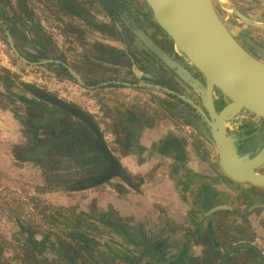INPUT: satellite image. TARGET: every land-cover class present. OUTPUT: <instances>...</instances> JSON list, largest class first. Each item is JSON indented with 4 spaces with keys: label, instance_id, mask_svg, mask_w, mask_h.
Returning <instances> with one entry per match:
<instances>
[{
    "label": "flooded vegetation",
    "instance_id": "af4514ba",
    "mask_svg": "<svg viewBox=\"0 0 264 264\" xmlns=\"http://www.w3.org/2000/svg\"><path fill=\"white\" fill-rule=\"evenodd\" d=\"M30 3L31 0H0V40L4 42V47L6 46L5 48H7L13 59H15V61H17L19 64L25 65L29 68L33 66H46L54 67L55 69H61L63 71H66L69 78L78 85L77 81L73 79L72 75L65 67V65L71 68L77 75L79 74L75 67L70 66L66 62L67 60H65L64 58L65 56L63 48L60 46L63 41L64 43L67 42L66 38L63 35V31L65 28L63 24H61V21L64 19H70L73 25L78 24V32H80L81 34L87 33L84 29H91L90 31L94 30L96 34L102 37V39L93 42V44L96 45L93 46V48L95 50L107 53L108 58L100 59V57L90 58L86 56L85 59L87 61L89 60L88 62L106 65L108 68H115L119 70L117 71V75L115 76L117 78L121 77L122 75H132L134 77L133 82L127 80L120 81L108 79L102 80L99 83L88 84V82H86V80L79 75L82 78L83 82L86 84V86L81 87L90 88L92 90L97 89L98 91L101 89L106 90L109 88H135L141 91H150L153 94L157 95L163 94L167 99L171 101H177L187 108L188 114L180 115V117L178 114H175L176 118L183 119L188 124V126L191 127L193 126L190 122H188L189 120L199 121L201 127H205L208 130L206 123L201 118V116L197 114V111L193 107H191L190 105H185L174 95L166 94L155 89V86L165 87L174 91L175 93L186 96L187 98L193 100L198 106L203 108L201 98L197 94H195L191 88L184 84L180 80V78L170 68H168V66L160 61L156 56L148 52L142 42L132 32V29L126 25V21L130 22L131 27L133 26V23H135L139 29L144 30L146 34L149 35L151 39L160 48H162L174 61L180 63L183 67L189 70L193 74V76L201 79V75L186 58L176 55V53L167 42L163 32L157 28L150 10L147 7L143 6L141 0H56V3L54 5H56L60 9L59 12L61 14V21L60 23H57L58 25L56 26V29H58V31L57 35L52 34L54 36H51V34L48 33V30H51L48 23V17L46 16V11L49 9L48 5L44 1L42 2V14L44 15L43 18H40L36 15V17L34 16V10L32 8L33 6ZM97 3H99V6L103 11V17L100 18L98 16H94L93 12H88L86 10V6L87 8L91 9V7H95ZM247 17L250 18L249 16ZM237 18L241 20L239 17ZM56 29L53 28L52 30ZM114 30L119 37V41L123 46L122 48L113 46L111 44L112 42L108 40L111 39V34ZM87 34L90 36L89 33ZM128 34L135 39V45H132L130 43ZM9 37L11 38L13 46L18 55L16 52H14L9 42ZM237 40L248 52H251V47L246 42V38H244V41H240L239 39ZM89 42L90 43L88 44V47H91V40H89ZM124 46L127 48V50L141 59L145 67L139 66L137 68L135 65H128V62H125L127 65H123V63L120 66L117 64V62H115L116 64L111 63L113 57L118 62L121 59H132L127 51L124 50ZM48 47H55V49H57L56 57L51 56L48 53ZM139 47H142L144 49V52L141 51ZM22 58L26 62H24ZM9 61L14 63L12 59ZM3 67L4 71L0 72V80H2L1 82L6 85L8 84V82L6 83V81H3V78L9 77L10 87L7 89L5 87V89L3 90L0 88V93L4 96H8V98H10V100L12 99L11 101H13V104L9 107V109L11 110L8 113L9 121H7L12 125V129H10L12 133L8 134V137L0 136V141L12 142L13 146L10 147L12 150L9 151L4 149L2 153H9V155H12L17 163L33 164L42 175L44 184L41 185L40 190L45 192L44 195H55V197H58L57 194L59 192L84 193L87 191H94L107 185V183L112 182L113 179H119L120 181H122L123 185L131 191H134L136 193L137 191H140V189L142 188L143 179H140L136 174H132L128 167L123 165L122 159L119 153H117V150H123L124 152H127L131 149L133 151V147L137 146V148L139 147L137 151H139L140 155H143V148L138 145L137 140L139 141L140 137H142L141 130L144 131L145 129L153 131L156 128L158 121H160V119H157L155 117L156 113L159 112V106H156L153 103L151 108H149L150 113L153 116L149 124H144L140 122L139 119L138 122H129L128 118L126 119L128 114L127 109L132 108L128 107L123 110L125 114H122V120L117 119L116 116L108 115L104 117L103 121H99V119L95 117V115H93V112L91 110L83 108L79 101H72L62 93L63 91L61 90V88L63 87L62 85L64 83L58 81L59 79H56L57 81L55 82V86H53V83H49L46 77V81L42 84H36L24 79L20 80V84H18L15 81L16 75L14 74V72H12L15 70H12L8 66ZM56 72L58 73V70H56ZM44 74L49 75L50 73L47 72ZM44 74L41 75L44 76ZM1 75H3V77ZM141 78H143L145 82H141ZM62 82H64V79H62ZM126 84H129L130 86H127ZM25 85L37 87L51 97L63 102H67L81 109L95 122L97 128L101 133V138L98 136L95 130L84 123L81 119L73 116L71 113L67 112L56 104L36 97L25 87ZM148 85H152L153 87H149ZM18 86L21 88V90L24 91L23 93L21 91H18ZM181 86L184 87L185 91L181 89ZM111 98L119 100L115 96H111ZM78 99L86 100L83 95H81ZM157 99L160 100V98ZM220 101H222V98H220ZM93 103H95V101H93ZM164 104L163 106L165 108L168 107L171 111L175 110L170 102H164ZM124 105H127V103L124 102ZM3 108L5 109V107ZM173 112L177 111L175 110ZM95 114H97V112ZM99 122H118L120 129L117 131H112L111 128L108 131V129L103 128ZM4 123L6 122L0 121V124ZM246 123L247 122H234V129H231V126H229V128L233 132H238L237 138L240 143L241 153L252 152V150L243 152L244 150H246V148H249L248 145L250 143V134H246V129H249L250 125ZM171 125L174 126V129L171 132H177L178 134L181 133L180 131H178L180 130L179 128H177L178 126H176L178 125V122H176V125ZM71 127L74 130L80 127L81 130L77 133V135H75ZM194 129V132L196 133L195 135H187L189 141L190 139L192 140L193 146L200 150L208 151V145H210L214 149L213 151L216 152L218 156V152L215 149L214 145L205 136L200 134V132L196 128ZM104 148L106 149V151L108 150L110 152L112 157L128 174L132 185H128L119 177L112 178L103 183V180L112 172V164L110 163L108 158H106ZM132 151L130 153H134ZM175 151L172 150V152H169V154L174 155V153H176L177 155L178 153ZM140 160L144 161V159H136V165L138 164V162L140 163ZM66 161L72 162L73 173L70 171H63L61 169ZM66 173H70V175L73 174L76 176H73L69 179L68 186H60L65 179L64 177ZM58 179H61L62 181L60 184L57 181ZM52 180H54L55 183ZM244 185H248L250 186V188H252V185ZM55 199L57 200L59 198ZM58 204H60V202H58ZM223 207H225V205L218 206V208H220L217 209L218 213L216 211L214 213L217 214L215 215V219L213 221L214 233L212 235H210L207 231V233L195 232V234L193 235H190L186 232L182 237L174 240L172 237L173 235H176V232H173L171 230L170 232H168V229H170V219L168 220V218H166L167 216H162L157 220V226L155 228L156 237L153 238L151 242H144L145 244L143 248V254L137 257L135 256L136 261L134 262V264H144L142 262L144 259L143 257L149 255L150 253L152 254V251L154 256L153 261L155 262V264H196L194 262H198L199 264H222L226 253L230 249L244 244L249 245L250 247H240L235 249L230 254L228 259H230V257L235 253L240 254L242 251H245L247 253L253 254L258 259V261L253 264L261 263L262 260L256 254V250H258L260 253L261 251L257 246H254L252 242L246 241L247 231H243V228L241 227V225L243 224L248 225L249 227V217L252 215V206L250 207V211H248V213L244 216L236 211V206H234L232 212L226 211ZM103 212L104 211L100 212V221L106 224L109 229L116 233H118L119 231H126V224L119 222L118 218H115V222L114 220L110 221L109 217L111 212L112 214L114 213L116 215L112 208H109L104 213ZM232 215L234 217H237L238 222L234 224H237V227H235L236 229L226 223L228 217ZM20 227L22 228V230L24 229L23 225ZM24 230L26 231H23V233L27 235L24 236L25 238L23 239V241L26 244L31 243L30 240L32 236L34 235L35 237L36 235L33 232H29L27 229ZM186 231L189 232L188 229H186ZM169 233H172L171 237H169ZM21 234L22 233L14 236L16 242H20L21 238H23L21 237ZM44 239L45 237L42 236L41 241H43ZM196 239L199 242L198 245L196 244V246L201 247L202 249L201 255L196 258L191 257L189 259V254H187V251L189 247L193 248L192 244H194L193 241ZM169 243L174 244V246L178 245L179 243L182 246L184 252L186 251V256L184 255L182 258L180 256L183 254L178 255L177 253L173 254L174 256L170 255L168 251L170 250V245L172 244ZM43 245L44 244L42 243V246ZM177 258L179 259L177 260ZM53 259L55 258L53 257Z\"/></svg>",
    "mask_w": 264,
    "mask_h": 264
},
{
    "label": "rangeland",
    "instance_id": "374dc122",
    "mask_svg": "<svg viewBox=\"0 0 264 264\" xmlns=\"http://www.w3.org/2000/svg\"><path fill=\"white\" fill-rule=\"evenodd\" d=\"M43 1L49 7V9L46 11V16L48 17V23L51 30H48V33H50L51 36L57 35L58 29H56V26L58 25L57 23H60L61 21V14L59 12L60 9L54 5L56 0H31L30 4L33 6V14L34 16L36 15L40 18H43L44 14H42L43 9L41 6ZM141 2L144 7H147L144 0H141ZM227 3L242 14L249 16L254 22L264 23V0H227ZM214 4L220 14V17L237 39L244 41V38H250L264 46V29L255 28L245 24V22L239 20L234 13L225 10L223 6H221L219 0H214ZM86 10L88 12H93L94 16L96 17H103V11L101 10L99 3H97L95 7L92 6L91 9L87 8L86 6ZM61 24H63L65 28L63 35L67 41L65 43L63 41V43L60 45L63 48L65 56L64 58L67 60L66 62L70 66L76 68L78 74L83 79H85L88 84H95L101 82L102 80L108 79L120 81L127 80L133 82L134 77L132 75V77L122 75L121 77L117 78L115 76L119 70L115 68H108L106 65L94 64L92 62H88L89 60L87 61L85 59L86 56L90 58L100 57V59L108 58L107 53L95 50L93 48V46H96L93 44V42L102 39V37L96 34L94 30L90 31L91 29H84L86 30L85 32L90 34L89 36L85 32V34L78 32V24L73 25L70 19L62 20ZM53 28L56 30H52ZM128 39L132 45L136 44L135 39L129 34ZM89 40H91V47H88V44L90 43ZM108 40L112 42L111 44L117 48L123 47L115 30L111 34V39ZM4 45V42L0 40V72L4 71L3 66H8L12 70H15L12 72H14L16 75H14L16 77L15 81L18 84H20V80L23 79L36 84H42L47 78V81L49 83H53V86H55V82L57 81L56 79H59L58 81L64 83L62 85L63 87L61 88L63 91L62 93L72 101H79L83 108L91 110L92 112H97V114L93 113V115H95L99 121H103L104 117L108 115L116 116L117 119L122 120V114H125L123 110L128 107L133 109V114H136L137 117L139 116L138 119L140 122L149 124L153 118L149 108H151L152 104L154 103L156 106H159V112L156 113L155 116L157 119L169 120L171 121L170 124L174 125H176V122H178V125H176L178 126L177 128L180 129L178 131L183 133L182 129L188 128L189 132L187 133L192 135L196 134L193 127L188 126V124L183 119L176 118L175 116V114H178L179 117L180 115L188 114L187 108L177 101H171L167 99L163 94L157 95L150 91H141L135 88H109L106 90L101 89L99 91L97 89L92 90L90 88H83L71 80L67 72L61 69H55L54 67L46 66H33L29 68L25 65L19 64L17 61H15V59H13ZM124 48V50L127 51L132 59H121L118 62L113 57L111 63L116 64L115 62H117V64L120 66L123 63V65H127L125 62H128V65H135L137 68L139 66L145 67L141 59L127 50L125 46ZM139 48L144 52L142 47ZM47 50L51 56H57V49H55V47H48ZM11 59L14 63L9 61ZM56 70H58V73ZM47 72L50 74L45 75L44 73ZM41 74H44V76ZM1 76L3 77V75ZM3 79V81H6V83L8 82V84L5 85L3 82H1L2 80H0V88L2 90L5 89V87L6 89L10 87L9 77H4ZM62 79H64V82H62ZM141 82H145L143 78H141ZM19 86L17 87L18 91L23 93L24 91L21 90ZM181 89L185 91L184 87L182 86ZM81 95H83L86 100H79L78 98ZM111 96H115L119 100L113 99ZM157 98H160V100ZM11 100L8 98V96H4L0 93V121L7 123L0 124V136L8 137V134L12 133L10 130L12 129V125L10 122H7L9 121V107L13 104V101ZM93 101H95V103H93ZM124 102L127 103V105H124ZM164 102H170L177 112H173L175 110L171 111L168 107L165 108L163 106ZM3 107H5V109ZM236 122H247L246 124L250 125L249 129H246V134H250V143L248 145L249 148H246V150L243 152L253 150L264 142V120L250 114L249 112H243L237 118ZM99 123L103 128L108 129V131L111 128L112 131H117L120 129L118 122ZM72 130L74 134L77 135L81 128L78 127L75 130L72 128ZM11 146H13L12 142L0 141V264H59L56 259L50 261H47L48 259H42L43 256L40 254L41 252L38 251V249L31 250L30 245L23 241L25 238L24 236L27 235L23 233V231H26L24 229H27L29 232H33L39 238L42 236H48L49 238L53 239L55 242L50 245L48 243V238H45L41 242L44 244L42 247L45 250H50L54 256L57 255L56 251H59L60 246H68L76 254V258H79L83 264H101L100 261H104V263L107 264H111L112 261V264H121L119 259L108 255H99L98 251H96L97 249L95 250V248L104 246L105 244L119 246V242L116 239L117 233L113 232L106 224L100 221V211L96 210V208L89 204V195L94 191H87L84 193L59 192L57 194L58 197H55V195H44L45 192L40 190L41 185L44 184V181L38 169L35 168L33 164L17 163L12 155H9V153H2L4 149L9 151L12 150L10 148ZM208 148L211 151L214 150L210 145H208ZM72 167V162L66 161L61 169L63 171H70L73 173ZM261 172L264 173V168L261 169ZM73 176L76 175H70V173H66L64 177L65 179L60 186H68V181ZM52 181L55 183L56 179L55 181ZM57 181L59 184L62 182L61 179H58ZM103 188L113 190L119 196H125V187L122 181L119 179H113L112 182L107 183V185L103 186ZM252 188V197L264 199L263 189H254V187ZM101 189L102 188H98L97 191H100ZM55 198L59 199L56 200ZM58 202H60V204H58ZM254 205H256V201H253L252 204L247 202V200L245 201L244 199L241 202H234V206L237 208L236 211L242 216L246 215L250 207H253ZM256 210L258 209H253L252 212ZM95 217L99 219L98 224L93 222ZM115 218H117L116 215L114 213L112 214L111 212L109 217L110 221H113ZM236 222H238L237 217L232 215L228 217L226 223L229 224V226H233L235 228L237 227V224L234 225ZM249 223V227L245 224L241 225V227L243 228V231H247L246 241L252 242V224L251 222ZM22 225L24 227L23 230L20 227ZM20 233H22L21 237L23 238H21L20 242H16L14 236L19 235ZM187 233L190 235L195 234L191 229L189 232L187 231ZM81 237L83 238L82 240L86 242V244L87 241H90L91 245L87 244V247H85ZM193 243L194 244L192 245L196 246V244L198 245L199 242L196 239L193 241ZM31 251L33 253L38 251L37 257L39 259H36L35 261L37 263L34 262ZM27 255L31 256L32 259L29 260ZM54 256L51 257L53 258ZM60 256L61 254L59 257ZM257 261L258 259L253 254L242 251L240 254H233L230 259H228L227 264H253ZM194 263L199 264L198 262Z\"/></svg>",
    "mask_w": 264,
    "mask_h": 264
},
{
    "label": "water",
    "instance_id": "95a60500",
    "mask_svg": "<svg viewBox=\"0 0 264 264\" xmlns=\"http://www.w3.org/2000/svg\"><path fill=\"white\" fill-rule=\"evenodd\" d=\"M144 1L157 28L163 32L170 47L176 55L183 56L191 63L201 75V79L196 78L180 63L174 61L135 23L131 27L130 22L126 21V25L132 29L148 52L168 66L201 98L203 108L186 96L165 87L155 86V89L176 96L185 105H190L197 111L208 130L201 127L199 121L189 120L188 122L214 145L224 174L237 183L249 184L264 190V173L261 172L264 168V142L250 153H241L238 132L231 130L234 129V122L243 112H249L264 120V46L253 39L246 38V42L251 47V52H248L221 19L214 0ZM233 9L234 14L246 24L264 29V23H256L235 8ZM9 42L16 52L10 37ZM65 67L80 86H86L79 75L67 65ZM25 87L36 97L56 104L81 119L101 138L95 122L81 109L53 98L37 87L31 85H25ZM104 150L106 158L112 164V172L103 180V183L119 177L128 185H132L128 174L110 152L105 148ZM253 209H264V204H256L252 207ZM240 247L250 246L244 244L230 249L222 264H227L230 254ZM256 254L262 260L258 264H264L261 253L256 250Z\"/></svg>",
    "mask_w": 264,
    "mask_h": 264
},
{
    "label": "crops",
    "instance_id": "0c3cea01",
    "mask_svg": "<svg viewBox=\"0 0 264 264\" xmlns=\"http://www.w3.org/2000/svg\"><path fill=\"white\" fill-rule=\"evenodd\" d=\"M132 110L127 109L126 119L128 118L129 122H138V117L133 114ZM170 122L160 120L153 131L141 130L142 137L137 142L143 148V155L137 151L139 148L137 146L133 147V151L131 149L127 152L117 150L123 165L128 167L132 174L143 179L140 191L136 193L125 186V196H119L113 190L103 187L100 191H91L93 193L90 194L89 204L92 207L100 212H106L112 208L116 212L118 221L127 226L126 231H117L116 239L119 246L105 244L95 248L99 255L117 258L121 264H134L135 256L143 254L144 244L156 237L157 220L162 216L170 219L168 232L170 230L176 232L172 238L177 240L187 232L186 229L193 230V233L208 232L212 235L214 233L213 221L218 213L216 210L218 206H228L225 210L232 212L234 202H241L243 199L250 204L253 201H256V204H264V199L252 197L253 188L239 184L223 173L219 167L216 152L195 148L192 140L189 141L187 137V134L190 135L187 133L189 129L183 128V133L180 134L171 132L174 126ZM172 150H177L175 152L178 154L174 153L175 156L169 154ZM131 151L134 153H130ZM136 159H144V161L140 160V163L136 165ZM215 211L216 214H214ZM99 219L95 217L93 222L98 224ZM249 221L252 224V243L264 256V209L252 212ZM171 236L172 233H169V237ZM44 237L49 239V244L55 242L48 236ZM40 239L38 236H32L31 243H28L31 250L38 249L43 256L42 259L53 260L51 256L54 255L50 250L42 247ZM82 241L85 246L91 245L90 241H87V244L84 240ZM172 245L168 251L170 255L177 253L178 255L183 254L180 256L182 258L186 256V251L184 252L179 243ZM201 250V247H189L187 251L189 259L200 256ZM38 251L35 253L31 251L34 262L39 259ZM56 252L57 255L54 258L59 264H83L68 246H60L59 251ZM145 257L142 261L144 264H155L153 251ZM27 258L32 259L29 255ZM100 263L107 264L104 261Z\"/></svg>",
    "mask_w": 264,
    "mask_h": 264
},
{
    "label": "bare ground",
    "instance_id": "6f19581e",
    "mask_svg": "<svg viewBox=\"0 0 264 264\" xmlns=\"http://www.w3.org/2000/svg\"><path fill=\"white\" fill-rule=\"evenodd\" d=\"M219 1L223 4L222 6L225 10L232 13L235 12V10L230 5H228L227 0H219Z\"/></svg>",
    "mask_w": 264,
    "mask_h": 264
}]
</instances>
